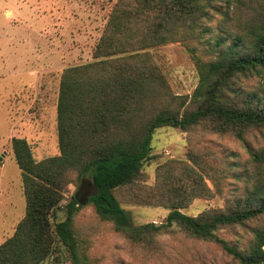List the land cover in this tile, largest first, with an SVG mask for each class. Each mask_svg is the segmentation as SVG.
Returning a JSON list of instances; mask_svg holds the SVG:
<instances>
[{"label": "trees", "instance_id": "1", "mask_svg": "<svg viewBox=\"0 0 264 264\" xmlns=\"http://www.w3.org/2000/svg\"><path fill=\"white\" fill-rule=\"evenodd\" d=\"M216 16L222 30L230 22L241 28L224 30L232 41L227 44V36L219 35L205 60L194 53L200 79L188 100L173 92L153 49L185 42L195 52ZM254 75L264 79V0H117L93 60L62 73L60 154L38 161L25 138L12 139L26 213L13 235L0 243V264H56L64 253L71 264H89L76 226L84 203L74 194L63 204L68 185L76 182L81 189L87 176L97 188L89 198L96 214L137 246L152 248L160 236L178 228L218 243L236 264H264V146L255 150L247 143L248 133L264 128V96L236 87L239 78ZM163 126L180 128L190 139L201 130L244 141L251 156L245 173L249 195L198 215L184 213L181 209L194 199L214 193L207 179L215 183L230 167L191 140L186 160L166 159L157 166L154 184H138L136 176L154 157L153 134ZM125 191L130 203L170 211L160 223L134 225L122 205ZM236 227L250 229L249 245L220 235Z\"/></svg>", "mask_w": 264, "mask_h": 264}, {"label": "rangeland", "instance_id": "2", "mask_svg": "<svg viewBox=\"0 0 264 264\" xmlns=\"http://www.w3.org/2000/svg\"><path fill=\"white\" fill-rule=\"evenodd\" d=\"M117 0H0V243L13 235L18 222L26 213L22 172L12 146L14 137L25 138L36 160L60 154L57 105L61 76L65 68L93 60L94 47L99 40L107 17ZM216 16L208 26L212 29L195 46L193 52L185 42H173L153 49L157 63L174 93L192 97L199 83V72L194 53L202 60L219 35L237 31L230 22L227 29L219 28ZM242 32V29L240 30ZM193 46V45H192ZM236 87L264 96V79L254 75L241 77ZM188 132L172 126L157 128L152 138V157L135 181L138 184L155 183L156 169L162 161L187 159L191 144L198 149L216 154L230 162L226 177L207 182L213 194L197 197L181 210L198 215L207 208L226 207L245 199V173L251 165V156L245 142L233 135H216L201 130ZM247 143L255 150L264 146V128L247 135ZM91 177H85L80 189L76 182L67 187L66 204L78 194L84 205L76 216V226L82 250L89 264H236L232 257L215 242L192 238L185 232L173 230L159 237L152 248L130 242L112 222L96 214L89 198L97 192ZM122 205L134 225L162 222L170 209L127 201ZM60 219L65 218L62 212ZM263 222H255L257 226ZM252 225V224H251ZM220 235L247 246L252 238L249 228L222 229ZM56 264H71L67 253Z\"/></svg>", "mask_w": 264, "mask_h": 264}, {"label": "flooded vegetation", "instance_id": "3", "mask_svg": "<svg viewBox=\"0 0 264 264\" xmlns=\"http://www.w3.org/2000/svg\"><path fill=\"white\" fill-rule=\"evenodd\" d=\"M84 185H85V184L83 183V185H82L81 189H83V188H84Z\"/></svg>", "mask_w": 264, "mask_h": 264}, {"label": "water", "instance_id": "4", "mask_svg": "<svg viewBox=\"0 0 264 264\" xmlns=\"http://www.w3.org/2000/svg\"><path fill=\"white\" fill-rule=\"evenodd\" d=\"M92 184V183H91ZM93 186H95L94 184H92ZM76 198H79L78 195H76Z\"/></svg>", "mask_w": 264, "mask_h": 264}]
</instances>
